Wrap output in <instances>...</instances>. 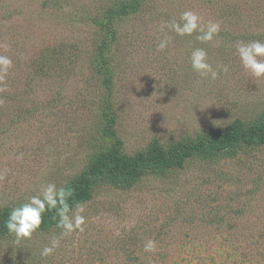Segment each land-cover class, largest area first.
<instances>
[{"label":"rangeland","instance_id":"rangeland-1","mask_svg":"<svg viewBox=\"0 0 264 264\" xmlns=\"http://www.w3.org/2000/svg\"><path fill=\"white\" fill-rule=\"evenodd\" d=\"M186 10L202 27L220 24L212 42L163 28ZM165 36L171 43L158 52ZM255 40L264 41V0H0V55L13 61L0 83V211L46 183L76 193L103 152L147 159L155 146L262 124L264 78L243 69L235 48ZM194 48L229 71L200 77ZM89 193L74 202L85 206L83 232L44 258L56 225L19 244L0 230V264H264V145L119 186L97 180ZM148 240L155 252L144 251Z\"/></svg>","mask_w":264,"mask_h":264},{"label":"clouds","instance_id":"clouds-1","mask_svg":"<svg viewBox=\"0 0 264 264\" xmlns=\"http://www.w3.org/2000/svg\"><path fill=\"white\" fill-rule=\"evenodd\" d=\"M163 28L180 37L196 34V39L201 43L212 42L220 32V24L217 22L210 21L206 27H202L201 17L192 10L182 12L179 21L169 19ZM170 43V37L165 36L160 39L156 45L157 51H165ZM235 48L243 69L257 79L264 78V41L255 40L248 43L239 41ZM190 61L192 70L204 79L214 81L222 72L229 71L226 65H217L214 68L209 63L208 53L204 48L192 49ZM12 67V59L0 55V83H3ZM3 91L7 89L0 88V92ZM74 196L75 191L71 186L57 187L54 183L43 184L36 194L11 209L4 227L10 235L14 236L15 243L19 244L22 240L31 239L33 234L41 229L47 213H54L52 219L56 220V228L60 229V232L58 235H53L40 251L41 257H50L61 246L63 239L85 230L87 223L84 215L85 206L81 202L70 204L69 201ZM156 247V241L148 240L144 245V251L152 253L156 251Z\"/></svg>","mask_w":264,"mask_h":264},{"label":"trees","instance_id":"trees-1","mask_svg":"<svg viewBox=\"0 0 264 264\" xmlns=\"http://www.w3.org/2000/svg\"><path fill=\"white\" fill-rule=\"evenodd\" d=\"M136 8V5H133V9L136 10ZM123 13L126 14L127 12L123 11ZM243 143L248 146L264 145V122L257 125H245V123L238 121L227 131L217 132L212 136H203L197 144L183 145L170 151H164L155 146L151 149L147 159L121 157L114 151L103 152L76 181V193L69 203L74 204L75 200H88L90 187L97 180L119 186L130 179L140 177L142 173L153 168L165 170L181 168L185 161L195 156L208 157L218 155L223 151H233ZM9 212L10 210L0 211V230L2 233H8L4 227V222ZM53 215L54 213L50 212L44 216L41 229L56 225V220L52 219Z\"/></svg>","mask_w":264,"mask_h":264}]
</instances>
